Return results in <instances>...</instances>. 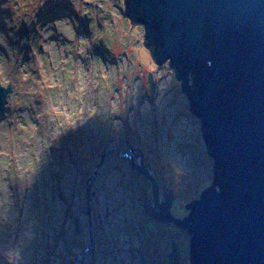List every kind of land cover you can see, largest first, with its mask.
<instances>
[{
  "label": "rangeland",
  "instance_id": "rangeland-1",
  "mask_svg": "<svg viewBox=\"0 0 264 264\" xmlns=\"http://www.w3.org/2000/svg\"><path fill=\"white\" fill-rule=\"evenodd\" d=\"M124 12V0H0V85L12 86L0 106V264H116L102 250L152 246L137 154L173 190L174 216L214 182L182 83Z\"/></svg>",
  "mask_w": 264,
  "mask_h": 264
},
{
  "label": "water",
  "instance_id": "water-1",
  "mask_svg": "<svg viewBox=\"0 0 264 264\" xmlns=\"http://www.w3.org/2000/svg\"><path fill=\"white\" fill-rule=\"evenodd\" d=\"M124 4V15L144 27L155 62L174 69L215 160L213 184L187 205L185 218L173 215V195L160 202L156 179L137 166L155 196L153 209L144 197L146 213L191 235L192 264H264V0ZM149 85L154 95L152 76ZM11 92L0 85V106ZM107 155L87 181L89 198ZM179 257L174 248L172 262L180 264Z\"/></svg>",
  "mask_w": 264,
  "mask_h": 264
},
{
  "label": "flooded vegetation",
  "instance_id": "flooded-vegetation-1",
  "mask_svg": "<svg viewBox=\"0 0 264 264\" xmlns=\"http://www.w3.org/2000/svg\"><path fill=\"white\" fill-rule=\"evenodd\" d=\"M106 151H104L105 153ZM108 153V152H106ZM129 153V152H128ZM138 155V154H137ZM135 156V161L132 165L135 167V169L141 174V176H143L145 178L146 181V187L142 188L141 190V196H140V208L143 212V214L141 216H143V218H145V220L149 223V225L151 226L152 230L150 231L149 234V239L152 243V246H148L145 244L144 240L142 238H140L139 234H137L139 236V238L141 239V242L145 245L144 248L142 250H138V248H135L134 250V254H132L130 251L131 250H127L126 252L122 251V249L116 248L114 253H110V251L106 248L104 250H102V262L105 263L106 258L107 257H116L114 258V261H116V264H157V261H161V264H174L171 260V254L174 252V248L177 249L179 255H180V264H183L184 261L186 260L183 257V254L181 253V247L179 245V241L181 240V236H187V240H188V246H189V253H191V248H192V243H191V235L188 234V232L175 227L173 224L171 223H165V222H160L155 220L152 216H150L149 214L146 213L145 211V203H144V197H146L147 202L150 206V209L155 208V204H154V192H153V187H152V183L151 181L146 177V175H144L142 172H140L136 167L139 166L138 165V161L140 160V156ZM142 166H145L144 161H142ZM151 172V171H150ZM152 175L154 174V172H151ZM155 178V175H153ZM143 178V179H144ZM156 179V178H155ZM157 181V180H156ZM158 183L159 189H160V202H164L165 200H167L168 198L171 197V195H173V203L175 201L174 198V193L172 191V189L169 186H164L163 183ZM169 188V189H168ZM89 198V196H88ZM90 199V198H89ZM172 203V206H173ZM193 203V202H192ZM190 203V204H192ZM188 204V205H190ZM172 210V209H171ZM191 214V211H189V214L185 215V216H176L177 218H185L187 216H189ZM108 217V215H107ZM136 219V218H135ZM134 219V221H135ZM89 223H90V229L92 226V220H91V215H90V211H89ZM136 223V222H135ZM103 228V226H102ZM91 234V233H90ZM94 234L93 236L91 235V242L90 245H94ZM104 244L106 246H109L108 241L103 240ZM146 249L150 250V252L146 251ZM185 251V249H184ZM161 252V253H160ZM155 254L158 255H162L161 257H155ZM81 258L84 256H80ZM77 259V263L80 262V258H76ZM189 261L191 263V259H190V255H189ZM76 263V261H74ZM80 264H82V259ZM192 264V263H191Z\"/></svg>",
  "mask_w": 264,
  "mask_h": 264
},
{
  "label": "bare ground",
  "instance_id": "bare-ground-1",
  "mask_svg": "<svg viewBox=\"0 0 264 264\" xmlns=\"http://www.w3.org/2000/svg\"><path fill=\"white\" fill-rule=\"evenodd\" d=\"M192 112V111H191ZM193 114V113H192ZM89 250V248L85 249V251Z\"/></svg>",
  "mask_w": 264,
  "mask_h": 264
},
{
  "label": "clouds",
  "instance_id": "clouds-1",
  "mask_svg": "<svg viewBox=\"0 0 264 264\" xmlns=\"http://www.w3.org/2000/svg\"><path fill=\"white\" fill-rule=\"evenodd\" d=\"M138 26H141V25H138ZM141 27H143V26H141ZM144 28V27H143ZM145 32V31H144ZM144 41H145V39H144Z\"/></svg>",
  "mask_w": 264,
  "mask_h": 264
}]
</instances>
